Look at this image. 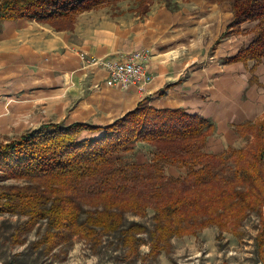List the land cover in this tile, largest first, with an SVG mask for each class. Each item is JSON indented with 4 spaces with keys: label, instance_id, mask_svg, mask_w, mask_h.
<instances>
[{
    "label": "trees",
    "instance_id": "16d2710c",
    "mask_svg": "<svg viewBox=\"0 0 264 264\" xmlns=\"http://www.w3.org/2000/svg\"><path fill=\"white\" fill-rule=\"evenodd\" d=\"M122 0H0V33L5 22L37 20L58 29L72 28L80 13ZM153 0H139L144 10ZM171 7L176 0H165ZM231 6L234 20L224 36L255 23L253 40L223 63L264 58V0H218ZM173 10L178 7L174 3ZM244 147L209 152L214 124L183 107L157 108L148 101L109 125L86 122L41 124L0 142V215L24 216L15 242L45 221L33 244L51 254L74 236L98 250L105 236L117 235L122 259H157L171 252L173 238L197 236L209 227L240 234L251 213L259 215L256 237L264 263V116L234 125ZM137 141L154 151L147 162H127L122 153ZM184 170L176 177L167 173ZM8 180L23 181L20 184ZM150 228L128 215L146 218ZM147 245L149 252L141 253Z\"/></svg>",
    "mask_w": 264,
    "mask_h": 264
},
{
    "label": "crops",
    "instance_id": "0c3cea01",
    "mask_svg": "<svg viewBox=\"0 0 264 264\" xmlns=\"http://www.w3.org/2000/svg\"><path fill=\"white\" fill-rule=\"evenodd\" d=\"M175 3L173 10L165 0H153L144 10L139 0H122L80 13L73 27L64 29L37 20L5 22L0 109L43 105L57 114L58 120L50 121L104 126L142 101L157 108L183 107L214 124L208 151L226 150L243 139L234 125L264 116V58L257 67L253 61L223 63L253 40L255 23H242L240 33L224 36L234 20L229 3ZM137 50L148 52L145 63L153 76L145 94L135 86L107 85L105 69L89 63ZM136 145L149 144L131 146ZM168 169L178 177L172 171L177 167Z\"/></svg>",
    "mask_w": 264,
    "mask_h": 264
},
{
    "label": "rangeland",
    "instance_id": "374dc122",
    "mask_svg": "<svg viewBox=\"0 0 264 264\" xmlns=\"http://www.w3.org/2000/svg\"><path fill=\"white\" fill-rule=\"evenodd\" d=\"M174 3L170 7L171 9H173ZM0 111L2 112L0 142L16 138L26 131L35 130L42 123L51 119L58 120L57 114H51L53 110H48L43 105L18 106L17 108L2 107ZM63 122L68 123L66 120ZM248 141L246 138L236 140L231 146L244 147ZM132 149L122 153L123 160L147 162L154 153L149 145H136ZM172 171L177 176L184 172L181 169ZM167 173L172 172L168 169ZM7 182L20 184L23 181L8 180ZM152 216L153 213L149 210V215L146 218L129 214L128 220H139L150 228ZM24 220H26L24 216L6 213L0 215V264H263L256 242L260 221L257 213H251L246 218L239 235L225 233L219 239L217 237L219 234L218 227H210L201 231L196 239L185 236L173 238L174 247L172 251L162 252L157 259L142 257L132 263L122 259L125 249L120 246L117 235L105 236L98 250L78 236L73 237L69 246H60L51 254L45 253L42 249L37 250L33 244L45 233V221L37 224L28 233H24L22 238L25 242L17 244L15 242L17 227ZM149 250L147 245L141 247L143 255L148 254Z\"/></svg>",
    "mask_w": 264,
    "mask_h": 264
},
{
    "label": "built area",
    "instance_id": "2783aa9c",
    "mask_svg": "<svg viewBox=\"0 0 264 264\" xmlns=\"http://www.w3.org/2000/svg\"><path fill=\"white\" fill-rule=\"evenodd\" d=\"M147 56L148 52L146 50H137L129 52L121 59L97 58L91 59L89 63L99 65L105 69L107 85L121 88L135 86L140 93L145 94L147 86L153 79L145 63Z\"/></svg>",
    "mask_w": 264,
    "mask_h": 264
}]
</instances>
